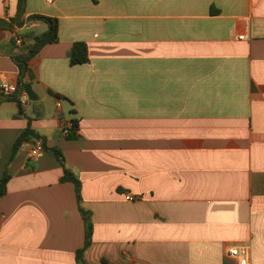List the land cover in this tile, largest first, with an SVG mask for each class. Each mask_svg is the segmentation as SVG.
Masks as SVG:
<instances>
[{
    "label": "crops",
    "instance_id": "obj_1",
    "mask_svg": "<svg viewBox=\"0 0 264 264\" xmlns=\"http://www.w3.org/2000/svg\"><path fill=\"white\" fill-rule=\"evenodd\" d=\"M18 4L0 0V19ZM34 15L60 40L29 64L23 115L0 91V264H78L85 223L53 149L92 215L88 264H238L231 246L264 264V0H28ZM47 30L0 29V88L19 84L13 39ZM77 42L88 64H70ZM29 122L48 150L11 161Z\"/></svg>",
    "mask_w": 264,
    "mask_h": 264
},
{
    "label": "trees",
    "instance_id": "obj_2",
    "mask_svg": "<svg viewBox=\"0 0 264 264\" xmlns=\"http://www.w3.org/2000/svg\"><path fill=\"white\" fill-rule=\"evenodd\" d=\"M28 0H19L18 4V12L17 16L10 19H0V29H4L10 32H16L18 29H22L29 23H44L48 26V30L36 37L26 36L23 38L26 41L24 48L13 57L15 64L19 69V90L18 93L11 96H1V99H9L16 102L19 105V115L24 114L23 104L21 101V97L24 94V88L29 84L34 78L33 73L30 69V62L40 55L42 50L51 44H56L60 40V28L59 21L56 18L45 17L41 15H34L28 18L26 16V8H27ZM16 38L13 39V44L16 45ZM31 39V40H30ZM70 64L72 66L85 65L90 62L89 58V50L88 46L84 42H77L73 45L70 54H69ZM60 100L62 97L60 95H55ZM75 129L69 136L70 139H75L78 136L79 132V122L73 120ZM34 141H42L45 150H48L45 140L36 133L29 122L28 127L20 134L18 139L16 140L13 146V152L11 161H13L16 156L19 154L21 149L27 145L32 144ZM58 161L64 170V176L62 178V182H70L73 183L76 187L77 201L79 206V211L84 219L85 223V244L84 247L77 251V263L78 264H88L86 261V253L90 249L93 242V232L94 226L92 222V215L90 212L86 211L82 207V183L79 178L72 172V170L67 166L66 159L63 152L60 149H53ZM35 161L34 159H30V162ZM11 179L8 170H6L1 182H0V200L7 194L8 183Z\"/></svg>",
    "mask_w": 264,
    "mask_h": 264
},
{
    "label": "built area",
    "instance_id": "obj_3",
    "mask_svg": "<svg viewBox=\"0 0 264 264\" xmlns=\"http://www.w3.org/2000/svg\"><path fill=\"white\" fill-rule=\"evenodd\" d=\"M55 0H47L48 3L52 4L54 3ZM242 39H244V37H241ZM26 44V41L21 38L18 37L16 38V46L20 47V48H24ZM19 87L18 85H11L8 83H4L3 85H1L0 91L3 95L5 96H11V95H15L18 93ZM23 103L26 104L28 103V101H30V99L28 98V96L24 93L23 94ZM61 102L59 103V106ZM75 129V125L73 120H69L66 121L62 127V137L64 138H69V136L71 135V133L74 131ZM45 153V148L43 146L42 141H36L32 147H31V151H30V155L31 158L34 160H37L39 158H41ZM126 199L128 201L131 202H135L140 200V198L132 196V195H127ZM226 256L228 259L233 260L235 262H237L238 264H249V249L245 246H231L227 249L226 251Z\"/></svg>",
    "mask_w": 264,
    "mask_h": 264
},
{
    "label": "water",
    "instance_id": "obj_4",
    "mask_svg": "<svg viewBox=\"0 0 264 264\" xmlns=\"http://www.w3.org/2000/svg\"><path fill=\"white\" fill-rule=\"evenodd\" d=\"M24 92L25 94L28 96V98L32 101V102H36L38 100V96L35 93V91L33 90V87L31 84H28L25 86L24 88ZM36 141H34L32 143V145L35 143Z\"/></svg>",
    "mask_w": 264,
    "mask_h": 264
}]
</instances>
